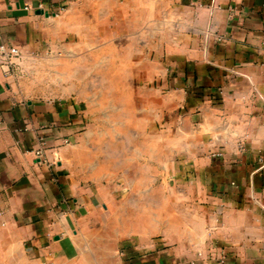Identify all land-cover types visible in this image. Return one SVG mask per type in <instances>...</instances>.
<instances>
[{
	"label": "crops",
	"instance_id": "crops-1",
	"mask_svg": "<svg viewBox=\"0 0 264 264\" xmlns=\"http://www.w3.org/2000/svg\"><path fill=\"white\" fill-rule=\"evenodd\" d=\"M0 43V264H264V0H0Z\"/></svg>",
	"mask_w": 264,
	"mask_h": 264
},
{
	"label": "built area",
	"instance_id": "built-area-1",
	"mask_svg": "<svg viewBox=\"0 0 264 264\" xmlns=\"http://www.w3.org/2000/svg\"><path fill=\"white\" fill-rule=\"evenodd\" d=\"M19 54V50L15 47L8 46L4 43H0V57L6 60L15 57ZM36 154H40V151H36Z\"/></svg>",
	"mask_w": 264,
	"mask_h": 264
},
{
	"label": "water",
	"instance_id": "water-1",
	"mask_svg": "<svg viewBox=\"0 0 264 264\" xmlns=\"http://www.w3.org/2000/svg\"><path fill=\"white\" fill-rule=\"evenodd\" d=\"M39 12H41V10H38Z\"/></svg>",
	"mask_w": 264,
	"mask_h": 264
}]
</instances>
